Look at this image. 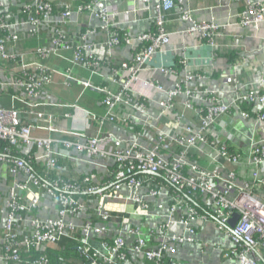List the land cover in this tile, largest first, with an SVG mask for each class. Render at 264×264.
I'll list each match as a JSON object with an SVG mask.
<instances>
[{"label":"built area","instance_id":"built-area-1","mask_svg":"<svg viewBox=\"0 0 264 264\" xmlns=\"http://www.w3.org/2000/svg\"><path fill=\"white\" fill-rule=\"evenodd\" d=\"M5 1L0 0V12ZM233 1L242 5L236 14L237 25L241 28L264 22V6L259 1ZM54 2L56 0H31L22 7L28 16L29 33L35 36L46 31L48 35L47 45L36 50L41 63L24 61L22 56V60L14 59L6 43L17 41L18 35L10 32L11 25L0 16V63L19 64L18 71L4 69L9 78L0 82V101L7 91H23L24 99L16 95L12 99L24 103L30 110L29 115L36 120V125L23 122L13 105L5 108L0 103V163L7 165L13 179L3 199L5 217L0 231V264H23L20 254L24 250L41 254L26 264H48L43 253L47 249L61 250L64 243L76 244L87 264H128L134 259L152 264H177L173 257L178 248L196 245V229L200 222L213 223L218 231L227 232L229 247H218L225 260L234 259L237 264H264V140L250 145L251 185L239 186L236 168L241 165L243 156L218 136L209 134L230 111L215 92L206 94L209 104L198 118L197 131L188 126L179 134L162 132L147 149L136 144L117 148L110 133L81 143L79 140L84 137L81 133L61 131L51 115L39 110L50 105L39 98L55 73L44 62L72 51L74 64L91 65L92 76H102L97 70L108 66L112 67L111 76L115 81L120 77L118 93L80 81L85 88L102 95L104 115L84 111L85 119L94 121L100 131L105 124L118 121L112 112L120 103L127 102L122 97L129 91L145 98L151 88L161 91L157 82L142 81L139 77L152 56L170 43L172 34L166 25L175 6L179 9V21L188 24L183 33L197 35L209 45L224 25L197 21L183 8L182 0H129V6L123 9L115 6L113 0H82L76 8L64 5L58 13L59 21L53 22ZM80 16H84L86 23L93 19L98 21L99 31L82 29ZM137 19L148 20L149 30L140 34L127 31L126 25ZM95 31L105 37L102 42L88 40V34ZM121 46L131 49L129 61L116 59V50ZM179 63L186 66L185 59ZM64 78L67 83L77 80L67 73ZM194 78L201 79L189 73L175 82L173 89L166 91L167 100L158 104L161 118L173 109L174 99L182 93L192 100L193 91L188 88V82ZM263 88L252 89L237 99L259 103L256 127L261 129L264 128ZM57 105L82 111L75 104L59 102ZM241 115L248 120L246 114ZM34 130L64 133L75 137L76 141L34 137ZM30 145L35 147L36 154L21 157L20 150ZM70 148L107 163L106 172L100 178L90 174L71 179L48 175L42 178L35 172L33 164L40 161L46 171L59 172V157L64 149L70 151ZM199 159H205L213 168L203 167ZM258 184L262 187L261 195L255 191ZM43 196L56 203V218L37 216ZM94 200L97 201L96 210L90 217L79 219ZM234 214L238 218L230 227L229 221ZM60 261L64 263L62 258ZM77 264H84V261L78 260Z\"/></svg>","mask_w":264,"mask_h":264},{"label":"crops","instance_id":"crops-1","mask_svg":"<svg viewBox=\"0 0 264 264\" xmlns=\"http://www.w3.org/2000/svg\"><path fill=\"white\" fill-rule=\"evenodd\" d=\"M182 1L183 8L190 11L197 21H214L224 27L214 37L213 44L209 45L201 41L197 35L183 33L188 24L179 21V9L175 6L166 25L167 31L172 34L170 43L152 56L139 77L142 81L157 82L161 86V91L151 88L146 92L147 98L129 91L122 97L123 101L127 102L120 103L112 112L118 121L105 124L98 131L94 121L85 119L84 111L95 113L98 116L104 115L106 109L101 104L102 95L85 88L80 81L89 82L94 86L101 85L102 88H108L112 93H118L120 77H117L115 81L111 76L112 67L108 66L97 70L98 74L102 73V76H92L93 67L84 66L83 63L74 64L72 51H69L62 53L61 57H53L44 62L46 66L54 69L55 73L44 95L39 98L41 102L50 105L41 107L39 110L46 115H51L61 131L81 133L84 136L79 140L81 143L89 138L110 133L114 137L117 148H122L124 144H136L140 148L147 149L155 143V138L162 132L179 134L188 126L197 131L198 118L209 104L206 94L215 92L220 102L230 107V111L227 116L215 124L209 134L213 137L218 136L221 141L229 144L232 149L243 156L241 165L236 168V173H238L236 183L239 186H244L245 183L251 185L253 167L249 162L248 153L252 142L264 140V128L256 127V116L260 112L259 103L257 101L241 102L237 99L252 89L257 90L264 86L262 81L264 78V22L254 27L241 28L237 25L236 14L241 10L242 5L233 0ZM257 1L264 6V0ZM29 2L31 0H6L0 16L11 25L10 32L18 35L17 41L9 40L6 43L8 51L15 55L14 59L22 60V56L24 61L41 63L42 59L36 50L47 45L48 35L46 31L39 32L35 36L29 33L28 16L22 11V7ZM81 2L82 0H56L53 22L59 21L58 13L64 5L68 4L76 8ZM128 2L129 0H113V4L119 9L128 7ZM79 18V25L82 29L95 28L99 31L98 21L93 19L86 23L84 16ZM73 20L74 17H72ZM149 28V21L144 19H137L126 25V30L131 34H140ZM104 39L105 37L96 31L88 34V40L92 42H102ZM74 40L75 37L72 36V41ZM116 56V59L129 61L131 49L121 46L116 50ZM181 59L186 60L185 67L179 63ZM8 67L18 71L19 64L0 63V82L8 80L9 77L4 71ZM64 73L77 80L67 83ZM189 73L201 77V79L194 78L188 82V88L193 91L192 100H188L182 93L174 99L173 109L161 118L159 102L166 101V91L173 89L175 82L181 81ZM139 90L142 91V88ZM15 95L18 99H24L23 91L20 93L19 90L7 91L0 101L1 105L5 108L13 105L23 122L36 125L35 118L29 115V108L24 103L12 99ZM59 102L68 105L75 104L82 111L75 112L71 107L58 106ZM136 103L139 106H136ZM241 113L246 114L248 120L243 119ZM65 114H69L70 117H63ZM124 120L125 122H121ZM172 124H175V127H171ZM33 136L76 141L75 137L60 132L47 133L34 130ZM34 149L35 147L30 145L20 150L19 155L27 158L28 155L36 154ZM54 152L57 153L58 149L55 148ZM198 162L205 168H213L209 163L207 164L205 159H199ZM59 163L61 168L59 172L46 171L42 161L34 163L33 168L42 178L48 175L50 178L71 179L90 174L100 178L106 172L107 166V163L88 158L84 153L72 148L70 151L68 149L62 151ZM12 180L8 174L7 165L0 163V231L5 217L3 199ZM261 188V185H256L257 194L260 193ZM262 193L263 191L260 195ZM91 204L92 206L86 213L78 217L79 219L85 216L90 217L91 213L96 210L97 201L94 200ZM57 211L56 203L43 196V203L37 216L40 219L56 218ZM198 226L195 237L196 245L179 247L177 254L173 257L177 264H195L196 262L237 264L234 259L225 260L218 248L219 246L229 247L230 241L226 231H218L213 223L208 222H200ZM128 264L152 263L134 259Z\"/></svg>","mask_w":264,"mask_h":264},{"label":"trees","instance_id":"trees-1","mask_svg":"<svg viewBox=\"0 0 264 264\" xmlns=\"http://www.w3.org/2000/svg\"><path fill=\"white\" fill-rule=\"evenodd\" d=\"M76 252V260H81L82 262L84 261V264H87L86 258L80 253V250L76 245H71L69 243H64L63 247L61 250L58 249H47L43 254L48 260V264H70L66 261V258L68 256H71ZM40 253L34 252L33 250H27L23 251L20 254V259L21 263L26 264L28 261L31 262L34 259H36L38 256H40ZM64 260V263H60V259ZM19 264V263H18ZM75 264H77L75 262Z\"/></svg>","mask_w":264,"mask_h":264},{"label":"rangeland","instance_id":"rangeland-1","mask_svg":"<svg viewBox=\"0 0 264 264\" xmlns=\"http://www.w3.org/2000/svg\"><path fill=\"white\" fill-rule=\"evenodd\" d=\"M100 99H101V97H100ZM76 245V244H75ZM66 261L68 262V263H70V264H75V262H76V252H74V254H72L71 256H68L67 258H66Z\"/></svg>","mask_w":264,"mask_h":264},{"label":"water","instance_id":"water-1","mask_svg":"<svg viewBox=\"0 0 264 264\" xmlns=\"http://www.w3.org/2000/svg\"><path fill=\"white\" fill-rule=\"evenodd\" d=\"M237 218H238V215L234 214L232 219L229 221V226L230 227H233V225L236 222Z\"/></svg>","mask_w":264,"mask_h":264}]
</instances>
